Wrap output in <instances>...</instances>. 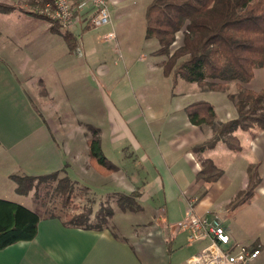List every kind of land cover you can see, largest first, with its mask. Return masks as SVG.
Listing matches in <instances>:
<instances>
[{
	"label": "rangeland",
	"instance_id": "1",
	"mask_svg": "<svg viewBox=\"0 0 264 264\" xmlns=\"http://www.w3.org/2000/svg\"><path fill=\"white\" fill-rule=\"evenodd\" d=\"M41 1L0 0V28L21 32L20 34L25 33L26 29L32 30V26L25 23L26 19H19L17 12L13 13L28 5L30 6L27 11H32L34 7L35 14L45 26L48 23L59 24L42 13L48 2L41 5ZM150 2L151 0H110L108 6L112 25L92 28L80 34L79 37L84 41L81 50H77V46V49L71 51L69 45L64 44L71 56L66 77L68 87L60 91L59 81L54 80L58 87L54 86L52 96L63 107L61 121L65 123L64 130L55 133L56 139L61 145L63 137L76 136L80 131L90 139L94 136V128L100 138L102 153L121 170L113 177L117 178L116 182L113 181L114 184L110 185L104 181L102 186L92 185L91 189H87L75 180L76 190L72 202L78 206L77 211L65 208L56 190L57 182L65 177L64 174H60L56 180L36 184V189L27 196L11 194L13 198L9 199L18 201L42 216H57L62 219H65L67 213H80L83 207L92 205L96 213L102 205L111 206L114 215L110 217V227L115 228L116 221L127 229L131 221L155 215L161 209H168L170 218L176 222L192 205L198 216L207 211L208 217L217 218L229 227L231 237L236 242L260 250L259 257L249 264H264V171L263 182L256 190L253 201L230 211L227 206L239 192L247 188H242L241 179L234 186L222 189L220 194H216L213 183H206L208 193L205 196L192 194L194 198L188 197L194 200L191 204L187 197H179L167 204L152 167L142 164L144 152L157 148L154 136L156 141L163 142L172 136L187 135L185 108L190 103L198 100L210 101L219 121H226L237 115L226 94L210 93L198 84L181 79L174 81L171 76L165 75L159 66L164 57L154 53L158 42L146 37L145 12ZM10 12L11 15H6ZM41 28L44 29L43 26ZM112 31H115L117 40L103 41L102 35ZM54 37H61V34L54 32ZM181 40L182 33L179 34L174 49ZM245 86L260 91L264 87L263 69H256L254 79ZM230 90L236 91V83H232ZM18 104L20 107L14 111L12 121L24 133L37 124L33 121L35 117H32L29 104L24 101ZM56 120L58 119H52V123ZM208 128L205 127L204 131L210 130ZM235 135L242 140L243 159H254L244 139L251 134L238 130ZM257 135L264 136V132H257ZM217 163L233 167L229 158H218ZM229 171L231 173V169ZM74 176L75 173H72V177ZM123 183L140 186L141 189L147 186L144 188L145 198L139 199L144 211H124L116 206L115 200L119 194L114 193L124 192L118 189V185H124ZM204 183L205 181H201L200 184ZM135 189L140 191V188ZM124 212L128 213L127 219L123 221ZM116 232L119 233L118 230ZM184 253H178L177 259L180 263L185 259Z\"/></svg>",
	"mask_w": 264,
	"mask_h": 264
},
{
	"label": "crops",
	"instance_id": "2",
	"mask_svg": "<svg viewBox=\"0 0 264 264\" xmlns=\"http://www.w3.org/2000/svg\"><path fill=\"white\" fill-rule=\"evenodd\" d=\"M29 6L18 8L13 13L17 12L19 19H26L25 23L32 26V30L26 29L25 33L20 34L0 28V198L11 200V194H19L17 182L13 178L16 176H41L60 172L89 189L92 185L102 186L104 181L106 184H114L117 178L113 177L118 175L120 168L110 175H103L96 170L89 155V139L82 131L76 136L63 137L61 145L56 139L55 133L63 131L65 123L61 121L63 107L52 96L54 86L58 87L54 80L59 81L60 91L66 90L71 56L64 47L66 41L63 37H54L52 24L45 26L34 13V7L32 11H27ZM91 15V11L86 10L83 17L76 18L71 28L78 39L77 50H81L84 45L80 34L93 28L87 24ZM35 27L40 31L34 30ZM112 33L114 38L104 39ZM101 38L103 41H112L117 40V35L112 31ZM209 92L226 94L228 99L227 93ZM21 101L29 104L32 117H35L33 121L37 124L24 133L12 121L13 113L20 107L18 103ZM186 117L187 135L172 136L163 142L156 141L154 136L157 148L145 151L142 160V164L151 166L156 174L167 204L179 197H187L191 204L194 200L188 197H193L192 194L205 196L208 193L205 186L208 182L200 184L201 181L196 177L201 169V160L207 158L223 171V175L212 182L216 194L234 186L239 179L242 180V188H246L249 183L248 168L251 165L259 166L263 182L264 136L244 137L254 159H243L241 139L242 149L239 152L231 151L224 143H220L213 150L194 153L190 148L210 138L212 130L208 128L210 130L205 132L206 126H194ZM52 119L58 120L52 123ZM199 133L201 135L198 136ZM222 157L229 158L233 167L219 165L217 160ZM228 169H231V173ZM72 173H75L74 177ZM135 188L143 192L140 198L143 200L146 191L133 184L118 185V189L124 192L114 194H129ZM191 208L192 205L176 222L170 218L168 209H161L155 215L129 221V229L115 221V228L100 231L68 225L57 216L40 215L35 239L13 244L0 251V264H188V260L207 244L203 241L189 243L188 234L179 228ZM127 213H123V221L127 219ZM200 216L208 217L209 213L205 211ZM222 225L231 237L229 227L223 222ZM179 252H185L183 263L177 259Z\"/></svg>",
	"mask_w": 264,
	"mask_h": 264
},
{
	"label": "trees",
	"instance_id": "3",
	"mask_svg": "<svg viewBox=\"0 0 264 264\" xmlns=\"http://www.w3.org/2000/svg\"><path fill=\"white\" fill-rule=\"evenodd\" d=\"M50 0H42L41 5ZM82 0H73L74 8ZM35 13V12H34ZM78 11H75V15ZM146 37L155 39V54L164 59L159 66L166 76L198 84L205 91L227 93L237 115L233 119L219 121L214 106L206 100L189 104L186 114L189 122L198 127H209L212 135L190 148L194 153L215 149L224 143L228 149L239 152L241 141L235 133L241 130L256 136L264 131V87L260 91L249 89L256 69L264 71V0H151L146 7ZM89 21V20H88ZM87 21V23H88ZM53 32L61 34L71 51L77 49L78 39L72 30L60 24L52 25ZM182 40L177 44L179 34ZM232 83L236 91L230 92ZM88 140L91 163L103 175L118 171V166L102 153L97 131ZM249 183L227 206L230 211L250 203L262 183L259 166H249ZM60 172L41 176H16L19 194L28 195L36 184L58 179ZM223 171L213 160H201L198 181L216 182ZM88 189V188H87ZM56 190L65 208L78 210L75 183L69 177L60 178ZM143 192L137 189L129 194H119L115 203L120 209L140 212L139 199ZM80 213L65 216L68 225L92 230L112 229L110 217L113 207L101 206L94 213L93 206L83 207ZM41 216L30 208L0 198V251L19 243L35 239ZM252 249H254L252 247Z\"/></svg>",
	"mask_w": 264,
	"mask_h": 264
},
{
	"label": "built area",
	"instance_id": "4",
	"mask_svg": "<svg viewBox=\"0 0 264 264\" xmlns=\"http://www.w3.org/2000/svg\"><path fill=\"white\" fill-rule=\"evenodd\" d=\"M73 0H50L42 13L58 22L63 29L71 30L77 17H83L86 10L91 11L87 24L100 28L111 24L108 0H82L77 8ZM78 14L75 15V11ZM109 34L104 39L114 38ZM188 234L189 243L206 242L202 250L193 255L188 264H249L260 255L259 249H252L232 241L229 233L217 218L200 217L193 209L179 224Z\"/></svg>",
	"mask_w": 264,
	"mask_h": 264
}]
</instances>
